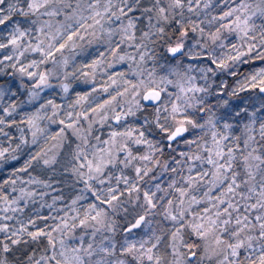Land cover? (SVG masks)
<instances>
[{
    "label": "snow or ice",
    "instance_id": "obj_1",
    "mask_svg": "<svg viewBox=\"0 0 264 264\" xmlns=\"http://www.w3.org/2000/svg\"><path fill=\"white\" fill-rule=\"evenodd\" d=\"M0 264H264V0H0Z\"/></svg>",
    "mask_w": 264,
    "mask_h": 264
}]
</instances>
